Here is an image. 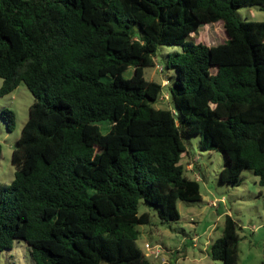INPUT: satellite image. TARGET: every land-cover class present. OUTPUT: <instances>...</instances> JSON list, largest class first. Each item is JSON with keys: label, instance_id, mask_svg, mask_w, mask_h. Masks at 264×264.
<instances>
[{"label": "trees", "instance_id": "16d2710c", "mask_svg": "<svg viewBox=\"0 0 264 264\" xmlns=\"http://www.w3.org/2000/svg\"><path fill=\"white\" fill-rule=\"evenodd\" d=\"M255 4L264 0H0V95L23 81L34 97L14 176L0 183V252L22 238L36 264H149L139 200L168 222L178 199L201 198L180 162L185 133L225 153L219 182L250 169L264 185V20L236 12ZM217 21L226 40L191 36ZM159 43L181 45L166 62L171 106L155 104L162 83L144 75ZM0 113L10 129L13 110ZM239 238L226 213L210 256L237 264Z\"/></svg>", "mask_w": 264, "mask_h": 264}, {"label": "rangeland", "instance_id": "374dc122", "mask_svg": "<svg viewBox=\"0 0 264 264\" xmlns=\"http://www.w3.org/2000/svg\"><path fill=\"white\" fill-rule=\"evenodd\" d=\"M236 12L243 19L264 20V6L258 4L240 6ZM191 36L196 41L201 40L207 44L226 40L222 24L218 21L200 25ZM179 50L181 45L178 43H159L154 55V64L144 67V75L147 79L162 83V93L155 102L156 105L171 106V101L165 94L168 85H164L163 80L169 82L174 79L175 67L172 65L167 67L166 62L168 54ZM132 72L133 67L129 66L123 74L130 76ZM2 81L0 77V86ZM33 99V94L23 81L0 95V110L7 107L14 112V122L10 129L0 113V183H9L14 176L15 167L11 162V152L28 117L29 105ZM110 124L111 122L107 120L98 121L103 132L108 130ZM182 137L188 152L183 153L180 162L188 176L198 179L201 198L178 199L180 216L168 222L160 220L155 204L144 199L139 200V212L148 211L151 214V221L137 225L139 229L137 245L143 251H146L145 241L162 245L158 257L148 256L149 264H224L222 260L210 256L209 244L221 234L226 213L231 214L238 222L240 238L237 264H263L264 185L258 182V176L250 169L242 171L241 179L237 184L219 182L218 174L225 164V153L216 148L201 149L198 133H185ZM189 163L193 168L187 167ZM213 198H220L217 206L209 203ZM0 264H36V262L28 243L22 238H15L11 248L0 252Z\"/></svg>", "mask_w": 264, "mask_h": 264}, {"label": "built area", "instance_id": "2783aa9c", "mask_svg": "<svg viewBox=\"0 0 264 264\" xmlns=\"http://www.w3.org/2000/svg\"><path fill=\"white\" fill-rule=\"evenodd\" d=\"M160 69H162V65L160 66ZM163 84L164 85L167 84V80L164 79ZM165 94H166V96H168L167 91H165ZM219 200H220L219 198H214V199H211L209 203L211 205H216ZM144 247L146 249V251H144L146 256L153 255L154 257H158L161 253V250H162V245L160 243H151V242L145 241Z\"/></svg>", "mask_w": 264, "mask_h": 264}, {"label": "crops", "instance_id": "0c3cea01", "mask_svg": "<svg viewBox=\"0 0 264 264\" xmlns=\"http://www.w3.org/2000/svg\"><path fill=\"white\" fill-rule=\"evenodd\" d=\"M187 167H192L193 168V165H191V163H189V165H187ZM197 173V172H196ZM195 173V174H196ZM197 177V176H196ZM223 198V197H222ZM214 199V198H213ZM220 199V198H219ZM218 205V203L215 205V206H217Z\"/></svg>", "mask_w": 264, "mask_h": 264}]
</instances>
